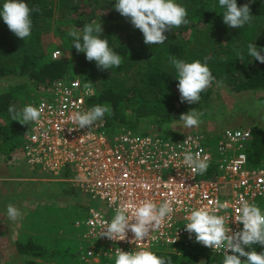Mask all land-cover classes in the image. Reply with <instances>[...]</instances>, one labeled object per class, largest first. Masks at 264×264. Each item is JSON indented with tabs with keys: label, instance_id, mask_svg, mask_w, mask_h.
Returning a JSON list of instances; mask_svg holds the SVG:
<instances>
[{
	"label": "built area",
	"instance_id": "built-area-1",
	"mask_svg": "<svg viewBox=\"0 0 264 264\" xmlns=\"http://www.w3.org/2000/svg\"><path fill=\"white\" fill-rule=\"evenodd\" d=\"M58 55L55 53L54 59ZM84 84L76 76H63L40 87L29 105L37 108L44 105L41 122L23 125L26 130L22 133V165L32 173L27 179L63 183L83 197V213L70 229L75 238L72 250L75 247L76 260L81 264H115L119 249L151 251L154 245L173 250L177 246L195 248L223 259L222 249L213 250L196 242L195 234L185 231V225L191 210L212 207L210 201L228 202L229 207L217 214L229 219L233 233L243 228L235 220L241 196L264 211V160L252 164L249 159L254 140L252 132L225 130L215 136L217 145L213 146V134L203 132L162 137L112 130L101 121L91 130L79 129L70 117L77 111L91 109L88 101L95 96L85 94ZM201 149L202 156L209 157V167L202 175L193 173L183 163L185 151L195 153ZM17 156L15 150L14 163ZM81 176L87 180H77ZM145 199L157 205L171 200L174 208L171 220L166 219L159 230L150 232L153 238L134 241L131 231L123 241L102 236L101 220L110 222L122 203H139ZM97 204L101 207L97 208ZM251 250L260 253L264 247L259 244L245 247V251ZM245 259L241 257L242 262Z\"/></svg>",
	"mask_w": 264,
	"mask_h": 264
},
{
	"label": "trees",
	"instance_id": "trees-1",
	"mask_svg": "<svg viewBox=\"0 0 264 264\" xmlns=\"http://www.w3.org/2000/svg\"><path fill=\"white\" fill-rule=\"evenodd\" d=\"M4 2L5 0H0V7ZM23 2L30 7H38L39 11L31 14L32 32L22 41L0 17V78L7 75L14 79L27 78L26 83L38 91L57 78L71 74L68 73L69 66L65 60H54L41 65L45 58L43 37L55 13V0ZM175 2L186 7L189 23L166 31L164 35L167 39L164 44L146 45L142 32L131 24L130 18L123 17L115 10L116 0H87V4L84 0H61V20L63 16L65 20H70L73 16V21L65 22L75 26L76 30H82L85 24L101 23L103 33H100V37L106 39L109 47L122 57L119 67L98 69L102 80L96 81V94L88 101L91 108L95 105H111L112 115L105 114L101 120L106 128L154 134L146 129L158 126L160 131L157 130L155 135L169 137L174 125L180 123L178 120L181 114H186L191 109L204 114L209 104L210 90L202 92V100L196 104L190 105L185 101L181 108L177 106L181 100L174 88L179 81L169 57L187 63L195 60L206 62L215 77L213 83L225 85L232 93H264V64L248 56L249 44L264 49V0H236L238 7L249 4L250 14L254 17L250 24L239 29L230 28L223 23L224 9L219 6V0ZM97 10L100 14H96ZM69 33L61 34L64 48L71 54H78L73 48ZM238 51L243 53V61L237 58ZM261 55H264V51ZM205 57L208 58L207 61ZM78 61L88 68L94 63L89 62L84 53H80ZM11 95L6 93L0 96V114L6 115L15 129L24 132L25 126L19 121H13L8 111L13 106ZM263 101L264 96L253 105L262 109ZM122 105L131 111L130 116L124 113ZM151 118L155 120L149 125L145 120ZM251 132L254 140L248 156L252 164H257L264 160V129L254 127ZM74 241L75 238L70 233L65 242L59 240L53 247L40 245L35 241L18 245L17 251L21 255L38 256L46 260L64 258L72 264L78 262L75 247L72 250ZM175 250L180 255L189 257L191 260L188 262L191 261V264L198 262L200 257H205L208 264H221L222 261L195 248L177 246ZM154 253L170 258L171 264H176L180 259L176 253L168 257L159 252ZM25 264L38 263L27 261Z\"/></svg>",
	"mask_w": 264,
	"mask_h": 264
},
{
	"label": "clouds",
	"instance_id": "clouds-1",
	"mask_svg": "<svg viewBox=\"0 0 264 264\" xmlns=\"http://www.w3.org/2000/svg\"><path fill=\"white\" fill-rule=\"evenodd\" d=\"M219 6L224 9L223 23L230 28H242L254 19L250 14L249 4L238 7L236 0H219ZM114 8L123 17L130 18L131 24L142 32L146 45L164 44L167 39L164 35L166 31L189 23L186 7L176 3L175 0H116ZM34 11H39V8L30 7L23 0H5L0 7V17L9 30L22 41L31 35L33 28L31 14ZM100 33H103L101 23L93 22L85 24L82 30L73 29L69 36L72 37L73 48L78 53L86 54L89 62L95 61L100 70L119 67L122 57L109 47L108 41L102 39ZM262 51L264 49H258L255 44L248 45V56L264 64ZM236 55L240 61L244 60L241 51ZM207 59L205 57V61ZM169 62L174 65L178 76L181 102L186 101L190 105L198 103L201 100V93L215 80L207 63H201L200 60L187 63L175 57H169ZM93 85L91 82H85L86 95H95L96 90ZM8 111L13 121H19L23 125L29 122L39 124L44 105L41 104L39 108L27 105L20 111L10 106ZM105 114L112 115L111 105H95L85 112L73 113L70 118L79 129L87 127L91 130L97 121L105 117ZM202 116L203 113L191 109L186 114H181L178 121L183 122L185 128L199 127ZM89 133L90 131L87 134ZM239 135L240 133L237 132L236 136ZM202 153L203 149L195 153L191 151L183 153V163L193 173L201 175L209 167V157L202 156ZM77 180H87V177H77ZM144 187L147 188L148 185ZM209 203L213 206L190 211L185 231L194 233L196 242L205 247L213 250L222 249L221 264H264V252L245 251V247L252 248L255 244L264 247V211L241 196L237 209L239 215L235 220L242 224L243 228L233 233L229 227V219L226 220L225 216L217 214L218 211L229 207L228 202L220 203L217 200ZM173 212L171 200H165L159 205L150 199L141 200L139 203L133 201L122 203L116 208L110 222L100 221L103 227L102 236L114 241H123L131 231L134 234V241L142 242L145 238H153L150 232L159 230L166 219L171 220ZM6 213L11 221L22 218V212L12 204L7 205ZM229 251L233 254L229 255ZM241 257L246 259L242 262ZM115 264H171V259L160 257L151 251L124 252L119 249Z\"/></svg>",
	"mask_w": 264,
	"mask_h": 264
},
{
	"label": "rangeland",
	"instance_id": "rangeland-1",
	"mask_svg": "<svg viewBox=\"0 0 264 264\" xmlns=\"http://www.w3.org/2000/svg\"><path fill=\"white\" fill-rule=\"evenodd\" d=\"M84 3L87 4V0H84ZM96 14L100 12L97 10ZM61 15V0H55V13L43 37L45 58L41 65L54 60H65L69 66L68 73L71 74L68 75L69 78L76 76L83 82H91L95 88L96 81L102 80L98 72L99 68L95 61L89 68L82 66L78 61L80 53L74 55L65 50L61 34L63 32L68 34L76 27L65 22L73 21V16L70 20H65L63 16V21L60 19ZM55 53L59 54L57 59L53 57ZM13 79L14 77L8 75L0 78V96L11 93L13 107L20 111L35 99L37 90L26 83L27 78ZM207 90H210L209 104L201 117L200 126L185 128L180 121L174 125L172 135L193 132L213 134V146H216L215 136L225 130L251 131L254 127L264 129V101L262 109L253 105L264 96V93L235 94L225 85L215 83H212L205 91ZM174 92L180 95L178 85L174 88ZM177 106L181 108L184 102L178 103ZM122 108H124L123 105ZM124 113L130 116L131 111L124 108ZM154 120L155 118H151L145 122L152 125ZM146 130L155 134L159 128L152 126ZM22 133L11 125L6 115L0 114V264H25L27 261L38 264H66L64 258L46 260L38 256L21 255L17 251L18 245H27L35 241L47 247L57 245L59 240L65 242L66 237L70 236V229L75 219L83 213L85 206L83 197L66 184L27 179L32 173L28 168H22L24 162ZM15 150L18 156L17 162L14 163L12 155ZM35 174L38 176L37 173ZM31 177L39 179L33 175ZM9 204L16 206L22 212V218L16 221L8 219L6 208ZM95 206L101 207L100 204ZM73 232L77 234L76 231ZM151 251L162 253L167 257L176 253V250L161 245H154ZM178 255L180 259L176 264H191V261L188 262L191 260L189 257ZM72 264H81V261ZM194 264H208V262L205 257H200Z\"/></svg>",
	"mask_w": 264,
	"mask_h": 264
},
{
	"label": "crops",
	"instance_id": "crops-1",
	"mask_svg": "<svg viewBox=\"0 0 264 264\" xmlns=\"http://www.w3.org/2000/svg\"><path fill=\"white\" fill-rule=\"evenodd\" d=\"M22 168H25L23 165H22ZM66 264H70L69 262H66Z\"/></svg>",
	"mask_w": 264,
	"mask_h": 264
}]
</instances>
